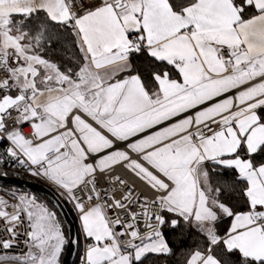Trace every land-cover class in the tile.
<instances>
[{
  "label": "snow or ice",
  "instance_id": "6c2138e0",
  "mask_svg": "<svg viewBox=\"0 0 264 264\" xmlns=\"http://www.w3.org/2000/svg\"><path fill=\"white\" fill-rule=\"evenodd\" d=\"M0 142L73 204L84 264H264V0H0ZM6 195L0 264H61L57 213Z\"/></svg>",
  "mask_w": 264,
  "mask_h": 264
},
{
  "label": "trees",
  "instance_id": "16d2710c",
  "mask_svg": "<svg viewBox=\"0 0 264 264\" xmlns=\"http://www.w3.org/2000/svg\"><path fill=\"white\" fill-rule=\"evenodd\" d=\"M73 48H74V46H73ZM60 55H64V53L61 52ZM71 55H73V52L69 51L67 53V56H71ZM56 58L59 59L60 56H57ZM150 59L151 58H148L145 54L143 56H137L134 60L136 67L141 71V73L145 77V79H150L149 72L152 70L153 67H159L161 70H165V68H167L169 70L171 69L170 66L160 65L159 62H157V64L155 66L150 65L149 64ZM69 66H71V65H69ZM172 73H173V71H172ZM175 75H176V73H175ZM4 148H6V147L3 144H0V154L3 153ZM7 160H8V158L5 156L4 162L0 163V174L7 173L8 176H14V177H19V178L26 179V180L40 182V183L48 186L49 188L53 189L51 186L46 184L41 178L34 177V176L30 175V173H21L18 170H16L14 167L8 166ZM7 190L16 191L18 194L19 193L34 194L38 198L39 201H42L43 203L47 204L49 208H51L53 211H55L57 213L58 219L62 223L63 231L66 234L65 225L62 221L61 216L58 213L57 208L47 197H45L41 194L31 192L25 188H20V187H15V186H10V185H0V196H4L5 199H8V196L6 195ZM227 199H228V202L230 203V205L234 206L237 211L246 210L244 208V206L241 203H239L238 198H236L235 196H229ZM69 212L71 214V211H69ZM71 216L74 219L75 226H76V232H77L76 239H75V251L73 254L72 264H77L79 261L80 255H81V250H80V238L81 237H80V232H79L78 225H77V220L74 218V216L72 214H71ZM229 221H230V218H226L223 221V223L220 226L221 232L226 230V228L228 227ZM163 231L165 232L166 239L168 240L170 246H172L174 250L179 249L181 247V245L179 243L180 238H179L178 231H174L168 227H165L163 229ZM66 236H67V234H66ZM185 243H190V242L186 241ZM180 255H181V253L178 251L177 256H173V257L152 256L151 259L147 262V264H176L177 257Z\"/></svg>",
  "mask_w": 264,
  "mask_h": 264
},
{
  "label": "water",
  "instance_id": "95a60500",
  "mask_svg": "<svg viewBox=\"0 0 264 264\" xmlns=\"http://www.w3.org/2000/svg\"><path fill=\"white\" fill-rule=\"evenodd\" d=\"M0 185H10L25 188L31 192L47 197L55 205L65 225L67 234V243L65 245L63 257L61 259V264H72L77 234L76 226L73 217L59 196L51 188L40 182L26 180L14 176L0 174Z\"/></svg>",
  "mask_w": 264,
  "mask_h": 264
},
{
  "label": "built area",
  "instance_id": "2783aa9c",
  "mask_svg": "<svg viewBox=\"0 0 264 264\" xmlns=\"http://www.w3.org/2000/svg\"><path fill=\"white\" fill-rule=\"evenodd\" d=\"M228 95H232V93H229ZM28 132V129L25 128V133L27 134ZM0 144H3L4 146L7 147V143L6 142H0ZM7 165L8 166H12L14 167L16 170H18L19 172L21 173H29L25 168H23L22 166L16 164L15 162H11L9 160H7ZM119 174H121L122 176H124L126 179H129L131 181L132 177H131V174L129 173H126L124 170H118ZM41 178L46 184H48L49 186H51L53 189V191L59 196V198L62 200V202L65 204V206L67 207V209L69 211H71V214L74 216V218L79 221V213L75 210L74 206L72 203L68 202L64 197H61L56 188L51 185L49 182H47L46 180H44L42 177H39ZM136 188L138 191H141V192H144L146 195H151V191L147 188V186L143 185L141 182L139 181H136ZM77 195H80V193H77ZM109 215H113V213H109ZM123 219H127V217H122ZM141 231L143 232L144 231V228H143V221L141 220ZM6 237V233L4 234H0V239L2 238H5ZM128 239V237H124L123 240H122V243L123 242H126ZM83 249H82V254L79 258V261L77 264H84V250H85V242L83 241ZM24 248V245H23V237H21V242H20V245L19 247L17 248H14L13 250H11L14 254L15 253H19L21 251V249ZM26 251V249H24Z\"/></svg>",
  "mask_w": 264,
  "mask_h": 264
},
{
  "label": "crops",
  "instance_id": "0c3cea01",
  "mask_svg": "<svg viewBox=\"0 0 264 264\" xmlns=\"http://www.w3.org/2000/svg\"><path fill=\"white\" fill-rule=\"evenodd\" d=\"M171 67V66H170ZM172 75H173V77L174 78H176V75H175V72L173 71V73H172ZM6 147V146H5ZM229 224H230V221H229V223H228V226H229ZM77 225H78V229H79V232H80V250H81V254H82V249H83V241L85 242V250H84V257H85V252H86V248H87V246H88V244L89 243H91V241L89 240V239H87L85 236H84V234H83V232H82V230H81V224H80V221H77ZM64 234H65V232H64ZM65 237H66V241H67V236H66V234H65ZM66 245V244H65ZM64 249H65V246H64ZM63 253H64V250H63V252H62V254H61V258H60V260L62 259V257H63ZM81 256V255H80Z\"/></svg>",
  "mask_w": 264,
  "mask_h": 264
},
{
  "label": "rangeland",
  "instance_id": "374dc122",
  "mask_svg": "<svg viewBox=\"0 0 264 264\" xmlns=\"http://www.w3.org/2000/svg\"><path fill=\"white\" fill-rule=\"evenodd\" d=\"M42 202V201H41Z\"/></svg>",
  "mask_w": 264,
  "mask_h": 264
}]
</instances>
